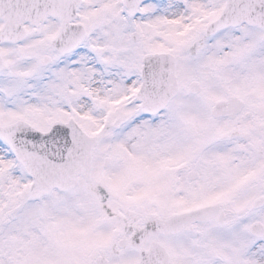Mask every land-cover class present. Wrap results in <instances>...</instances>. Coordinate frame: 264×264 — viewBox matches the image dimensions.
Listing matches in <instances>:
<instances>
[{
    "label": "snow or ice",
    "instance_id": "obj_1",
    "mask_svg": "<svg viewBox=\"0 0 264 264\" xmlns=\"http://www.w3.org/2000/svg\"><path fill=\"white\" fill-rule=\"evenodd\" d=\"M0 264H264V0H0Z\"/></svg>",
    "mask_w": 264,
    "mask_h": 264
}]
</instances>
